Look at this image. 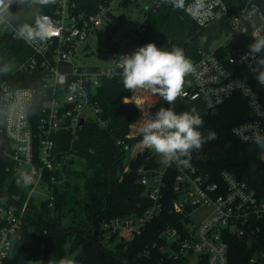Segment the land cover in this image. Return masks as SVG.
Wrapping results in <instances>:
<instances>
[{
  "label": "built area",
  "instance_id": "1",
  "mask_svg": "<svg viewBox=\"0 0 264 264\" xmlns=\"http://www.w3.org/2000/svg\"><path fill=\"white\" fill-rule=\"evenodd\" d=\"M92 1L53 0L43 4L49 5L50 11L38 19L47 17L56 32L45 41L32 43L26 42L18 32L25 24L23 14H26L25 22L30 21L27 25H35L33 13L17 5L42 3L5 0L0 6L3 16L0 42L11 36L26 45L19 52L24 59L15 72L25 75L27 81L25 85H13L15 82L10 79L0 86V152L14 162L15 173L20 178L25 172L33 177L29 185L21 179L20 186L27 190L21 205L0 200V264H5L15 243L22 238L23 222L34 202L33 194L41 184L49 186L46 175L50 173L51 182L57 181L55 170L63 173L69 158L76 156L73 143L79 137V130L86 122L95 121L93 117L99 113L98 88L104 79L120 74L119 57L132 53L134 41L146 30L143 22L147 10L161 0L148 1L141 25L127 33L121 43L111 41L117 28L110 11L114 0H99L96 5ZM194 3L191 0L185 12L197 26L227 21L230 30L211 47L195 51L191 60L193 72L188 75L181 98L200 100L209 111L236 94L242 96L253 118L235 126L232 132L240 141L256 145L255 136L264 135V85L258 83L257 73L252 69L258 67L257 60L264 55L247 56L249 50L237 45L235 39L264 37V0H244L234 14L225 0H204L201 13L193 15ZM102 29L109 35L110 56L103 64L88 63L87 40L91 35L99 39ZM150 107L153 115L161 107L174 110L172 104L159 97ZM141 117L139 109L129 134L118 139L117 145L127 154L124 172L132 169L133 161L140 160L136 173L149 204L141 213L103 220L105 241L132 243L168 210L170 217L158 229L152 245L160 255L158 264H181L191 256L198 258V264H229L230 235L241 238L250 247V264H264V199L227 170L221 171L219 179L214 181L193 161L188 166L163 165L160 157L142 144L137 132ZM132 139L135 141L131 142ZM49 199L52 206V193Z\"/></svg>",
  "mask_w": 264,
  "mask_h": 264
},
{
  "label": "trees",
  "instance_id": "2",
  "mask_svg": "<svg viewBox=\"0 0 264 264\" xmlns=\"http://www.w3.org/2000/svg\"><path fill=\"white\" fill-rule=\"evenodd\" d=\"M190 1L185 0L186 5ZM98 2L93 0L91 3L96 5ZM225 2L234 14L244 0ZM17 7L31 10L33 22L50 11L49 5L34 2L19 3ZM21 17L25 24L30 23L29 20L25 22L26 14ZM143 24L146 30L134 41L132 53L148 43H155L166 50L177 46L183 48L190 61L194 59L193 52L200 47H211L230 30L227 21L199 27L185 10H175L162 3V0L147 10ZM199 30L202 31L201 35L191 42L190 39ZM235 41L247 50L255 42L244 37H236ZM25 47L22 41L11 36H5L0 42L4 53L0 68L7 65L9 69L7 73L0 72V86L10 79L15 82L13 85L27 84L25 75L15 72L24 59L19 52ZM261 54L264 55V52ZM131 95L123 87L121 74L102 81L96 95L99 107L97 120L86 122L73 143V153L86 161L89 171L85 183L86 199H78L71 192L68 182H51L50 173L46 175L54 198L53 205L50 206V199L31 202L23 222L22 238L15 243L5 264H28L31 261L59 264L61 259L67 257V252L74 251H77L76 259L80 264H158L160 255L152 245L156 241L158 229L170 217L168 210L161 219L148 225L142 236L132 243L105 241L102 230L103 220L141 213L149 204L145 188L138 181L136 173L140 160L133 161L132 169L124 172L127 154L117 145L118 139L127 137L139 115L134 103L123 102ZM201 117L204 124L200 131L207 135L211 130L216 133V139L206 143L200 152H194L191 161L214 181L219 179L223 170L233 173L264 199V160L259 156L261 150L256 145L240 141L232 132L235 126L253 118L246 100L236 94ZM15 169L14 162L0 152V200L21 205L27 197V190L20 186L21 178ZM63 171L71 173L68 162ZM229 239V264H250L252 251L247 243L234 235H230ZM103 241L115 242L113 249L105 248Z\"/></svg>",
  "mask_w": 264,
  "mask_h": 264
},
{
  "label": "clouds",
  "instance_id": "3",
  "mask_svg": "<svg viewBox=\"0 0 264 264\" xmlns=\"http://www.w3.org/2000/svg\"><path fill=\"white\" fill-rule=\"evenodd\" d=\"M42 4L53 0H39ZM165 5L175 10H186L185 0H162ZM5 0H0V6ZM204 0H195L193 15H199L203 9ZM3 19L0 14V20ZM56 32L53 24L47 17L40 18L35 25H24L18 35L26 42L34 40L45 41ZM264 52V38L255 40L249 46L247 56L255 57ZM119 69L123 87L133 93L131 98L126 97L124 103H134L142 112L137 121V132L142 137V144L160 157L165 166L176 164L177 167L188 166L194 152H200L206 143L216 139V133L209 130L204 135L200 129L204 121L195 108L190 111L177 113L172 108H159L153 115L150 112V100L159 97L169 105L184 93L185 78L193 72V64L185 55L183 48L173 46L171 50L159 48L155 43H148L138 47L133 53L119 57ZM258 83L264 85V58L257 60ZM8 66L0 68V72L7 73ZM147 106V107H146ZM254 143L264 151V135H256ZM25 185L33 181L27 172L21 174ZM59 264H75L71 258H63Z\"/></svg>",
  "mask_w": 264,
  "mask_h": 264
},
{
  "label": "rangeland",
  "instance_id": "4",
  "mask_svg": "<svg viewBox=\"0 0 264 264\" xmlns=\"http://www.w3.org/2000/svg\"><path fill=\"white\" fill-rule=\"evenodd\" d=\"M150 0H130L126 6H123L124 0H114L110 4V11L115 16V24H116V34L113 38H111L112 42L120 41L124 42L127 37V33L133 32L136 28H138L143 20V13L146 4ZM109 35L104 32V30H100L99 39L96 35L89 36L87 43L89 44L88 55L85 59L88 63L93 64H103L105 63V59L107 56H110V52L107 51V42L109 41ZM3 61V57L0 56V63ZM188 80V76L185 78V82ZM155 97H152V99ZM174 110L177 113L183 111H190L195 108L200 115L205 114L206 108L204 104L200 100L195 101H185L181 97H179L174 104H172ZM94 120H97V117H93ZM259 156L264 160V151H260ZM69 168L71 173L67 174L66 171L62 173V179L59 180L60 183L64 184L68 182L69 188L71 192L78 197V199L85 200L86 192H85V183L86 178L88 176V169L86 161L78 156H72L68 161ZM23 186V185H21ZM42 186V187H41ZM25 188V187H24ZM51 193V189L47 185L41 184L38 191L33 194L34 201H45L49 199ZM205 211V210H204ZM203 211V212H204ZM201 212L200 214H202ZM81 218V217H79ZM115 243V242H114ZM114 243H108L103 241V245L107 249H113ZM69 246V243L67 244ZM77 251L67 252L66 258H71L75 261V264H80V262L76 259ZM28 264H40L38 261H31ZM181 264H198V258L196 256H191L186 259Z\"/></svg>",
  "mask_w": 264,
  "mask_h": 264
},
{
  "label": "water",
  "instance_id": "5",
  "mask_svg": "<svg viewBox=\"0 0 264 264\" xmlns=\"http://www.w3.org/2000/svg\"><path fill=\"white\" fill-rule=\"evenodd\" d=\"M129 1L130 0H124V2H123V6H126L128 3H129ZM201 33H202V31L201 30H199L191 39H190V41L191 42H194L195 40H197L198 38H199V36L201 35ZM231 45H233V44H231ZM2 51L0 50V56H2ZM195 52H193L192 53V55L193 56H195ZM84 122H83V120L81 121V124H83ZM64 168L66 169L67 168V165H65L64 166ZM54 174H55V176H56V179H57V181H59V180H61V178H62V173L59 171V170H55V172H54Z\"/></svg>",
  "mask_w": 264,
  "mask_h": 264
},
{
  "label": "crops",
  "instance_id": "6",
  "mask_svg": "<svg viewBox=\"0 0 264 264\" xmlns=\"http://www.w3.org/2000/svg\"><path fill=\"white\" fill-rule=\"evenodd\" d=\"M158 100V97H155V98H151V100H150V102L149 103H151V102H153V101H157ZM207 111V110H206Z\"/></svg>",
  "mask_w": 264,
  "mask_h": 264
}]
</instances>
